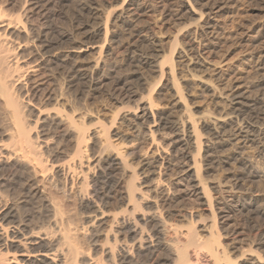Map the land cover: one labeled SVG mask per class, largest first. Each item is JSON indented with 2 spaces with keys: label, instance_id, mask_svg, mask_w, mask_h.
Listing matches in <instances>:
<instances>
[{
  "label": "bare ground",
  "instance_id": "bare-ground-1",
  "mask_svg": "<svg viewBox=\"0 0 264 264\" xmlns=\"http://www.w3.org/2000/svg\"><path fill=\"white\" fill-rule=\"evenodd\" d=\"M63 1L0 0V264H192L190 248L197 252L205 250L214 264H240L231 257L229 247L223 242L224 234L219 230L218 212L207 176L216 164L212 155L215 144L219 145L227 132L228 122L223 118L234 119L239 130L247 135L264 134V87L258 89L250 104L241 101L244 97L240 91L226 95V100L236 104L226 111V116L223 110L213 124L200 123L177 73L179 38L176 37L169 53L160 55V51L144 39L134 40L138 37L134 29H123L118 34L109 31V20L104 27L97 23L95 0H78L70 30L63 33L55 21L57 11L52 8L53 4ZM187 1L198 15L199 24L206 12L196 13L194 0ZM126 3L127 0L123 5ZM129 5H136V0H131ZM41 8L46 11L42 12ZM121 15L116 16L117 21ZM123 27L126 28L124 24ZM102 32L106 41L109 32L116 43L121 44L126 38L129 48L125 64L130 69L137 67L160 75L166 84L159 94L163 96L167 89H173V108L185 110L187 121L182 117L174 118L172 112L156 113L154 97L149 94V98H145L149 99L146 100L149 107L147 131L153 143L158 141V132L169 131L174 135L168 144L169 150L163 148L164 154L160 152L156 161L160 176L162 169L166 165L170 169L171 162L176 160L192 166L181 170L185 171L190 188L195 194H201L210 207L213 226L208 239H202L193 212L189 214V226H185L186 241L167 238V225L177 234L183 228L173 222V211L164 212L169 203L166 200L175 203L177 196L162 178L156 185L152 182L148 190L143 188L150 180H143L142 175L147 167L149 179L154 176L150 168L155 161L144 162L138 146L132 145L133 150L126 152L123 145L115 144L113 139L117 134L113 132L121 112H117L111 122L100 119L97 124L96 121V129L91 131L92 124L86 121L89 106L83 111L82 101L97 91L102 82L100 70L106 67L110 55L106 41L96 44ZM95 44L99 56L95 64L89 66L81 57L96 48ZM138 51L144 53L141 55ZM202 52L198 54L202 56ZM203 67L199 62L190 71H194L196 78V71L205 72ZM147 81H139L137 90L131 92L124 86L118 87L120 81L117 80L108 91L112 95L114 91L123 90L131 100L134 94L146 91ZM143 97L148 96L143 94ZM65 99L70 102L69 106ZM140 109L138 104L128 111L137 116ZM205 137L213 141V145H206ZM157 147H161L160 143ZM261 148V158H264V146ZM162 183L172 196H167L163 204L152 203L153 189L156 186L158 193ZM53 193L58 194L63 203L77 205L88 250L79 247V242L72 238L73 217L65 203L56 202ZM258 255L257 264H264V257ZM243 256L246 255L243 253Z\"/></svg>",
  "mask_w": 264,
  "mask_h": 264
},
{
  "label": "rangeland",
  "instance_id": "rangeland-1",
  "mask_svg": "<svg viewBox=\"0 0 264 264\" xmlns=\"http://www.w3.org/2000/svg\"><path fill=\"white\" fill-rule=\"evenodd\" d=\"M124 1L126 0H95L98 7L96 22H100L104 27L106 21L109 20L108 27L112 33L117 31L115 33L119 34L124 31L123 29H134L133 31L138 34L134 40L144 39L156 51H160V55L169 53L176 42V37L179 38L181 46L177 48L176 52L177 73L186 87L188 102L200 123L206 121L213 124L218 120L219 115L222 114L220 112L223 110L225 112L223 114L226 116V111L228 112L232 106L236 105L226 100L229 94L240 91L244 97L241 101L250 104L257 96L258 89L264 87L261 85L264 78L263 53L261 54L264 52V0H194L193 6L197 10L196 13L199 14L200 10L206 12L204 19L199 24L198 15L194 14L187 0H136L134 6L129 5L131 0H127L124 6ZM77 2L78 0H64L62 3L59 2L60 4L56 3L52 6L55 12L57 11L56 24L63 33L70 30V20L74 16ZM42 10L46 11L41 8ZM38 11L39 9L36 10V12ZM119 14L122 15L117 21L116 16ZM115 20L117 25H115ZM40 23L43 24V21ZM123 24L126 28L123 27ZM111 32H109L108 41H106L104 32L97 39V45L106 41V50L110 55L107 57L106 67L104 66L100 70L102 82L100 81L97 91H94V94H89V97L82 101L83 111L84 107L88 105L91 112H89L86 121L89 125L92 124L91 131H94L100 119L111 122L115 114L121 112L113 132V134H117L113 139L115 144L117 143L116 145L119 147L124 146L123 149L126 152L133 150L134 146H138V151L145 160L144 162L152 161L153 163L155 161L153 167L150 168L152 172L154 171V176L149 179L150 174L147 172L149 171L147 167L146 173L142 175L143 180H150L144 184L143 188L148 190L152 182L156 185L155 182L162 178L166 181L165 184L171 185L172 192L177 196V200L172 204L170 199L166 200L167 196L169 198L172 195L169 194L165 184L162 183L158 193L155 191L156 186L153 189L152 200L154 202L152 203L163 204L165 200L169 202L170 204L167 203L164 212L173 211L175 214L172 216L173 222L184 228L177 234L173 227L167 225V238L185 242L187 239L185 226H189L191 217L189 214L193 212L194 223L198 222L195 225H198L202 239H208L213 226L210 207L201 194H195L192 187L190 188L185 178V171L181 170L182 168L191 169L192 166L189 163L176 160L171 162L170 169L166 165L167 167L162 169L160 176L157 160L161 153L164 154L163 148L169 150L174 135L169 131L158 132L156 136L158 141L153 143L150 133L147 131V117H149L147 101L149 99L145 98H149V94L154 97L157 102L154 110L156 113L172 112L174 118L182 117L187 121L185 110L173 108V89H167L163 96L159 94L166 84V80L160 75L152 74L146 69L138 70L137 67L130 69L125 64L129 48L128 40L124 38L127 42L123 40L124 42L122 41L121 44L116 43ZM96 44L93 45L96 48L89 49L81 57V61L87 65L90 64L89 66H93L99 56V48ZM202 50L201 56L198 53ZM144 52L138 51L137 53L142 55ZM190 58L192 59L190 60ZM199 62L204 65L202 70L204 69L205 72L196 71L198 77L195 78L194 71L190 70ZM134 71H138L136 75H133ZM116 79L120 81L118 87L124 86L126 91L132 90L131 92L137 90L139 81L148 79L146 91L144 90V93L143 90L139 91L133 95L131 100L126 98L127 95L123 93V90L120 93V89L111 95L108 90L116 85ZM52 86L48 87L49 90ZM207 86L213 89H206ZM143 94L148 97H143ZM67 100L65 99L64 102L69 106L70 102ZM138 104L141 109L137 112V116L129 113L128 109L136 107ZM223 119L228 122L227 130H225L227 132L220 139L222 141L219 140L221 144H215L216 152L214 151L212 155L216 164L207 176L213 191L214 207L216 208L214 209L216 213L218 212L219 230L224 234L222 239L229 247L231 257L240 264H257L256 255L259 253L264 257V158H261L263 157L261 147L264 146V134L261 133V136L256 134V137L253 133L250 134L251 136L247 135L244 131L239 130L234 119L232 120L230 117ZM251 139H254L255 142ZM204 141L208 146L213 145V141H209L207 137L204 138ZM159 143L161 147L158 148ZM52 197L56 198V202L59 200L60 204L65 203L58 194L52 195ZM64 205L70 212V216L72 215L71 218L73 217L72 223L75 224L71 226L72 238L76 243L79 242V247L88 250V242H86L85 233L82 231L83 226H81L82 217L79 212L77 213V205L75 202ZM243 253L246 256H243ZM189 254L192 264H214L213 259L205 250L197 252L194 248H190Z\"/></svg>",
  "mask_w": 264,
  "mask_h": 264
}]
</instances>
